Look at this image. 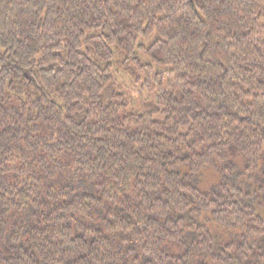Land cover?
I'll use <instances>...</instances> for the list:
<instances>
[{"label":"trees","instance_id":"1","mask_svg":"<svg viewBox=\"0 0 264 264\" xmlns=\"http://www.w3.org/2000/svg\"><path fill=\"white\" fill-rule=\"evenodd\" d=\"M262 211L264 0H0V264H264Z\"/></svg>","mask_w":264,"mask_h":264},{"label":"rangeland","instance_id":"2","mask_svg":"<svg viewBox=\"0 0 264 264\" xmlns=\"http://www.w3.org/2000/svg\"><path fill=\"white\" fill-rule=\"evenodd\" d=\"M137 98V106H143L144 104H147V102H145L142 97ZM218 180V176L214 172L210 171L209 173H206L201 177L200 183L202 185V188L209 189L212 185L216 184ZM261 213L264 214V211H262Z\"/></svg>","mask_w":264,"mask_h":264}]
</instances>
